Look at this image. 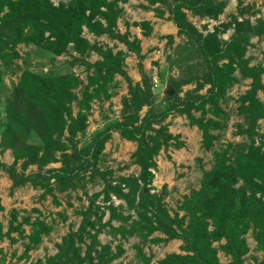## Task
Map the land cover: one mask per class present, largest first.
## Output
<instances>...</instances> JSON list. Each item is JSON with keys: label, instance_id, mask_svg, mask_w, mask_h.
Returning a JSON list of instances; mask_svg holds the SVG:
<instances>
[{"label": "trees", "instance_id": "16d2710c", "mask_svg": "<svg viewBox=\"0 0 264 264\" xmlns=\"http://www.w3.org/2000/svg\"><path fill=\"white\" fill-rule=\"evenodd\" d=\"M144 1L148 7L157 6L153 9L157 18L165 14L161 8H167L178 38L190 43L199 56L196 64L181 68L178 81L169 80L165 92L169 103L160 111L155 110L152 80L144 72L145 56L141 54L140 41L130 40L128 32L123 35L117 32V21L123 13L119 4L126 0H68L56 6L49 0H0L2 67L12 69L19 58L18 46H33L54 57L70 52L76 56L71 57L72 62L83 66L86 72V84L77 94L82 83L73 73L22 71L5 101L6 126L0 135V156L10 150L13 163L0 162V172L11 182L10 192L29 185L40 191L42 198L51 196L55 206H60L55 193L80 189L87 198L86 185L98 182L102 186L101 191L87 198L88 207L77 213L82 218L77 230L64 236L56 254L47 257L43 264H111L123 254L121 242L132 237L150 245L181 242L180 254H168L156 263H152L153 257L146 256L140 245L135 246L137 264H221L218 251L229 259L227 264H243L249 251L246 242L249 232L253 234L256 251L263 254L253 264H264V134L258 133V123L264 122V104L258 99L259 93L264 97V66L251 67L246 58L251 40L264 39V18L255 24L234 18L212 32L204 27L203 34L188 20L186 12L200 20H217L226 7L224 2ZM237 1L238 5L243 2ZM131 26L140 29L143 37L152 33L147 21ZM230 28L232 35L228 41H222L221 35ZM84 29L89 33L100 29L110 41L122 44L126 52L114 53L110 48L91 45L82 36ZM165 38L171 40V37ZM90 54H96L99 60L89 63L86 58ZM129 54L137 60L140 82L136 84L124 70ZM236 75L241 81H250L248 90L237 99L238 114L245 123L238 133L247 141L242 145L226 144L214 152L212 166L202 173L199 189L184 197L178 207L182 216L175 213L171 217L162 196L152 192L155 158L161 150L169 146L179 149L183 144L177 136L168 133L164 122L173 114L185 116L190 126L200 130L202 149L211 150L228 119L220 104L238 81ZM117 76L127 86V97L121 101L120 120L104 125L87 145L77 149L74 139L86 130L92 102L112 99L109 90ZM1 77L0 72L2 82ZM187 85H194V89L179 98L182 87ZM205 87V93L200 94ZM168 91L173 95L169 96ZM143 108L147 111L140 115ZM194 113L201 116L196 118ZM113 133L136 145L131 160L139 168L137 176L114 178V172L100 170L105 145ZM65 134L67 138L63 140ZM57 163L59 168H48ZM32 166L36 172L26 174ZM113 198L122 204L115 207ZM105 213L106 222L103 221ZM18 215L17 211H11L6 232L0 226V242L7 240L14 245L26 239L19 260H28L30 252L51 233L54 222L47 223L40 218L31 222L29 217L19 221ZM112 222L120 225L114 227ZM24 226L29 227L28 235ZM103 233L118 241L114 249L110 244L99 242Z\"/></svg>", "mask_w": 264, "mask_h": 264}, {"label": "rangeland", "instance_id": "374dc122", "mask_svg": "<svg viewBox=\"0 0 264 264\" xmlns=\"http://www.w3.org/2000/svg\"><path fill=\"white\" fill-rule=\"evenodd\" d=\"M49 1L56 6L68 0ZM217 1L226 4L223 13L217 20H200L186 12L188 20L199 32L203 34L206 31L212 32L215 27L230 23L234 18L238 20L247 19L251 24H255L257 20L264 18V0H243L241 5H238L237 0ZM142 6L149 8V10L143 9ZM119 7L123 10V13L117 21V32L122 35L128 32L130 40L136 38L140 41L141 54L145 56L142 62L144 72L152 80L155 110L160 111L169 103L165 94L168 90L169 80L175 79L178 81L182 76L181 68H184L186 64H196L199 56L190 43L178 38L177 31L174 30L173 23L169 20L167 8L162 7L161 9L165 11V14L162 18H157L153 12V9L157 6L148 7L147 2L144 0H126L124 4H119ZM239 15H242V17H239ZM143 21H148L152 26V33L149 37H143L140 29L131 26L133 23ZM204 27L207 29L206 31H204ZM232 33L233 29L230 28L221 35L220 39L228 41ZM82 36L91 45L97 44L103 48H110L114 53L118 51L126 52V48L122 44L110 41L100 29L94 33H89L84 29ZM165 37H171V40ZM16 52L19 58L14 61L11 70H6L0 65V72L2 73V82L0 81V135L6 126L5 101L10 96L12 88L17 83L22 71L29 70L38 74L52 75L73 73L80 78L82 83L77 90V94L86 84L84 67L72 62L71 57L76 56L70 52L60 57H54L33 46H18ZM246 58L250 60L251 67L264 66V39L253 38L251 40V47L247 50ZM86 59L89 63H95L99 60L96 54H90ZM124 70L133 83L140 82V76L137 72V60L134 55L129 54L127 56L124 62ZM236 78L238 81L226 92L221 101V108L227 114L228 119L223 130L218 132V140L214 141L211 150L204 151L202 149L200 130L190 126L185 116L173 114L164 122L167 125L168 133L177 136L178 141L183 144L182 148L179 149L169 146L167 150H161L155 158L156 170L153 171L152 187L154 191L152 192L162 196V203L171 217L175 213L179 217L182 216L183 213L177 209L183 202L184 197L199 189L202 173L209 171L212 166L214 152H219L226 144L242 145L247 141L244 136L238 133L240 127H245V123L238 114L237 99L248 90L250 81H241L238 75H236ZM115 81V85L109 90L113 94L110 101L98 100L92 102L86 130L82 134H77L74 139L77 149L87 145L91 141L92 135L102 129L104 125L120 120L121 101L124 97H127V86L123 79L118 76ZM262 83L264 84V76L262 77ZM193 89L194 85L182 87L179 98H183L186 91ZM206 89L207 87L200 94H204ZM258 99L264 104V97L261 93L258 94ZM146 111L147 109L143 108L140 115H143ZM76 112L77 109L74 107V115ZM194 116L199 118L201 115L200 113H194ZM208 117L209 115L206 116V118ZM258 133L264 134L263 121L258 123ZM66 138L67 134L64 135L63 140ZM258 143L259 141L256 139L255 144L258 145ZM135 149V144L128 143L121 139L118 133H113L111 140L105 145L99 164L100 170L114 172V178L137 176L139 168L133 165L131 160V155ZM7 151H9L8 156L5 155V151L0 156V162L11 165L13 163V157L10 155L12 152ZM57 164L52 165L51 168H59L60 164ZM35 172V168H29L26 174ZM7 179V176L0 172V205L3 208V211L0 212V226L4 232L8 227L9 214L13 210L19 213V221L26 217H29L31 222L36 218H40L47 223L54 222V225L51 233L43 238L41 244L34 251L30 252L28 260H19L24 249L23 246L27 242L26 239L19 240L14 245L9 244L7 240L0 242V264H36L38 262L43 264L47 257L56 254V248L62 238L69 232L77 230L82 221L77 213L88 207L89 201L87 198L102 190L101 184L97 182L94 185L85 186L84 192L87 198L80 189L71 193H55L54 196L60 203V206H55L51 196L42 198V193L33 190L29 185L10 192L11 186ZM113 204L118 207L122 203L113 198ZM107 219L105 213L103 221L106 222ZM119 225L117 222H112L114 227ZM23 230L25 235L29 234L28 226H24ZM13 237H16V235H13ZM98 239L102 245L110 244L113 249L118 244V241L113 240L106 233L101 234ZM246 242L249 251L243 258V264H253L259 261L263 254L256 251L251 232L246 236ZM138 245H140L146 256L153 257L152 263H156L168 254H180L181 242L174 240L165 245H150L141 244L139 239L132 237L125 242H121L123 254L111 264H137L134 258V247ZM214 247L217 248V244H214ZM218 259L221 264H227L229 261L221 251H218Z\"/></svg>", "mask_w": 264, "mask_h": 264}, {"label": "crops", "instance_id": "0c3cea01", "mask_svg": "<svg viewBox=\"0 0 264 264\" xmlns=\"http://www.w3.org/2000/svg\"><path fill=\"white\" fill-rule=\"evenodd\" d=\"M144 5H145V3H144ZM131 6H132V5H131ZM127 10H128V9H127ZM147 22H148V21H147ZM173 26H174V25H173ZM174 30L177 31V29L175 28V26H174ZM138 76H139V74H138ZM124 141H125V140H124ZM126 142H127V141H126ZM128 143H130V142H128ZM132 144H133V143H132ZM8 152H9V151H6V152H5V155L8 156ZM9 154H10V153H9ZM10 155H12V154H10ZM10 155H9V156H10ZM11 158H12V157H11ZM52 165H54V164H50V165L48 166V168H51ZM57 165H58V164H57ZM30 168H35V169H36V167H34V166H32V167H30ZM52 169H57V168H52ZM7 180H8V179H7ZM8 182H9V184H10V186H11V182H10L9 180H8ZM10 186H9V187H10Z\"/></svg>", "mask_w": 264, "mask_h": 264}, {"label": "water", "instance_id": "95a60500", "mask_svg": "<svg viewBox=\"0 0 264 264\" xmlns=\"http://www.w3.org/2000/svg\"><path fill=\"white\" fill-rule=\"evenodd\" d=\"M168 95H169V96H172L173 93H172L171 91H168Z\"/></svg>", "mask_w": 264, "mask_h": 264}, {"label": "built area", "instance_id": "2783aa9c", "mask_svg": "<svg viewBox=\"0 0 264 264\" xmlns=\"http://www.w3.org/2000/svg\"><path fill=\"white\" fill-rule=\"evenodd\" d=\"M155 87H156V84H155Z\"/></svg>", "mask_w": 264, "mask_h": 264}]
</instances>
